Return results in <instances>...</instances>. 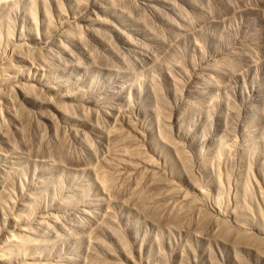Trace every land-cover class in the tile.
I'll return each mask as SVG.
<instances>
[{"label": "rangeland", "instance_id": "1", "mask_svg": "<svg viewBox=\"0 0 264 264\" xmlns=\"http://www.w3.org/2000/svg\"><path fill=\"white\" fill-rule=\"evenodd\" d=\"M0 264H264V0H0Z\"/></svg>", "mask_w": 264, "mask_h": 264}]
</instances>
